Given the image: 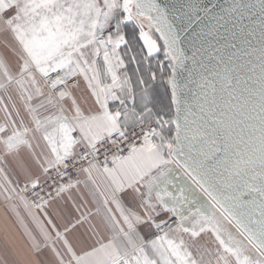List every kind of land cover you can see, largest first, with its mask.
<instances>
[{
  "label": "snow or ice",
  "instance_id": "6c2138e0",
  "mask_svg": "<svg viewBox=\"0 0 264 264\" xmlns=\"http://www.w3.org/2000/svg\"><path fill=\"white\" fill-rule=\"evenodd\" d=\"M0 205V264H264V0H0Z\"/></svg>",
  "mask_w": 264,
  "mask_h": 264
},
{
  "label": "crops",
  "instance_id": "0c3cea01",
  "mask_svg": "<svg viewBox=\"0 0 264 264\" xmlns=\"http://www.w3.org/2000/svg\"><path fill=\"white\" fill-rule=\"evenodd\" d=\"M3 211H4L3 206L0 205V222H2L3 220ZM17 239L20 243H23L22 238L17 237ZM3 252H4V238H3V233L0 232V254H3Z\"/></svg>",
  "mask_w": 264,
  "mask_h": 264
}]
</instances>
